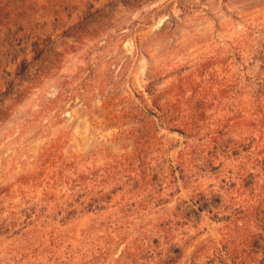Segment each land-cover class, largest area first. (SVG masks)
Segmentation results:
<instances>
[{"label": "trees", "instance_id": "trees-1", "mask_svg": "<svg viewBox=\"0 0 264 264\" xmlns=\"http://www.w3.org/2000/svg\"><path fill=\"white\" fill-rule=\"evenodd\" d=\"M142 1L105 0L98 9L56 11L44 17L45 27H27L0 45V123L45 81L56 78L69 55L117 26L108 17L113 9L123 2L135 8ZM260 50L258 71L244 78L231 76L222 64L214 93L162 90L154 79L146 95L127 91L118 111L125 123L115 137L128 141L129 152L89 163L87 157L64 153L69 140L65 129L47 137L38 157L39 197L31 198L33 187L25 193L16 180L0 186V196L6 197L3 207L8 205L7 217L0 213V235L31 225L29 218L36 215L46 243L42 251L52 253L43 264H91L105 258L107 241H118L138 224L143 237L135 235L131 243L139 240L141 264H264V46ZM93 81L87 75L75 89L84 92ZM67 83L59 82L60 88ZM62 94L45 108L57 105ZM115 98L104 97L103 104L111 108ZM113 110L112 117L121 118ZM175 132L183 137L181 143L168 138ZM235 161L240 164L234 175L225 171L216 183L200 187L203 177ZM230 189L246 192L238 207L227 205L235 200ZM17 194L25 195L18 201L23 208L13 212L9 202ZM138 212L142 216L136 221ZM207 215L214 221L225 215L227 231L236 235L198 240ZM50 243L66 247L56 251ZM72 244L77 249L73 254L66 249Z\"/></svg>", "mask_w": 264, "mask_h": 264}, {"label": "rangeland", "instance_id": "rangeland-1", "mask_svg": "<svg viewBox=\"0 0 264 264\" xmlns=\"http://www.w3.org/2000/svg\"><path fill=\"white\" fill-rule=\"evenodd\" d=\"M104 1L0 0V45L21 35L27 27H45L42 20L46 15L56 11L74 14L91 6L98 9ZM141 3L134 8L129 2H123V6L113 9L108 17L117 26L110 27L69 55L56 78L45 81L3 118L0 123V186L16 180L22 183L25 193L33 187L31 198L39 197L38 157L47 137L59 129L69 132L64 153L87 157L89 163H102L131 151L128 141L115 137L117 127L125 123L118 112L125 105L121 97L130 89L146 95L145 89L151 79L158 89H180L189 95L204 90L214 93V81L222 64L227 65L231 76L239 74L244 78L258 71L256 60L264 46V0H145ZM119 30L124 34L122 38L118 37ZM100 45L104 47L98 50ZM87 75L94 77V81L84 92L75 89ZM61 81H68L62 89ZM61 90L64 94L58 104L45 108ZM107 96L116 97L111 108L103 104ZM112 109L121 118H113ZM168 138L179 143L183 140L176 132ZM238 164L240 162L235 161L222 171L203 177L200 187L205 189L216 183L225 171L231 170L234 175ZM28 176H33V180ZM240 193L242 191L230 189L229 196L235 200H227L229 207H238L246 195L245 191ZM24 196L17 194L9 202L8 209H14L13 212L22 209L18 201ZM123 199L131 202L128 196ZM5 200L4 195L0 196L3 218L8 212V205L3 207L2 204ZM224 205L222 203L221 208ZM140 216L142 213L138 212L135 220L139 221ZM211 218L204 217V231L198 240L211 235L218 240L225 238L228 232L226 216L217 217V221ZM39 219L33 215L29 218L31 225L14 230V235H0V264L46 263L44 260L52 253L42 251L46 243L42 244L44 238L38 233ZM130 233L123 231L118 241H110L112 245L107 241L105 258L91 264H141L136 247L139 240L131 243L135 235L143 237L138 224ZM229 234L235 236L236 232ZM197 241L187 254L193 251ZM49 247L52 249L53 245L50 243ZM65 247L66 244H61L53 248L63 251ZM66 249L72 254L77 250L73 244Z\"/></svg>", "mask_w": 264, "mask_h": 264}]
</instances>
